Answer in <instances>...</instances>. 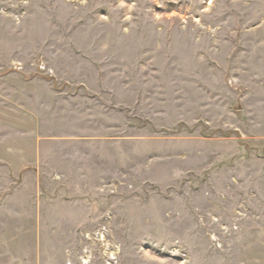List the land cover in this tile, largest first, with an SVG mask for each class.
<instances>
[{"label": "rangeland", "instance_id": "1", "mask_svg": "<svg viewBox=\"0 0 264 264\" xmlns=\"http://www.w3.org/2000/svg\"><path fill=\"white\" fill-rule=\"evenodd\" d=\"M0 99V264H264V0H0Z\"/></svg>", "mask_w": 264, "mask_h": 264}, {"label": "crops", "instance_id": "2", "mask_svg": "<svg viewBox=\"0 0 264 264\" xmlns=\"http://www.w3.org/2000/svg\"><path fill=\"white\" fill-rule=\"evenodd\" d=\"M23 82V81H22ZM20 84V85H19ZM19 86L28 87V83H18ZM26 108L25 105L21 106H11L9 102L0 99V124L12 127L14 130H21L20 133L11 132L8 133L5 130L0 132V160L4 163L1 166L4 172L12 173H32L36 175L38 171L41 170V147L40 142L42 137L38 134H35L34 129L37 124H40L39 120H34L36 118L33 114H26L24 111H20L21 108ZM26 115L28 117H26ZM22 129H29L28 133H25ZM24 134H29L28 140L23 142ZM23 142V143H22ZM27 186L28 184H23ZM21 188L18 187V189ZM35 210L38 208V202L34 199ZM8 211L14 215H22L21 211H18L20 206H22L19 198H11L7 203ZM37 209V214H38Z\"/></svg>", "mask_w": 264, "mask_h": 264}]
</instances>
